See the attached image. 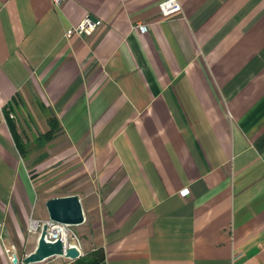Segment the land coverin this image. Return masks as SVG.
<instances>
[{
    "label": "crops",
    "instance_id": "0c3cea01",
    "mask_svg": "<svg viewBox=\"0 0 264 264\" xmlns=\"http://www.w3.org/2000/svg\"><path fill=\"white\" fill-rule=\"evenodd\" d=\"M161 1L0 0V264L49 219L58 195L31 211L49 161L94 212L100 264H264V0ZM11 121L36 134L24 155Z\"/></svg>",
    "mask_w": 264,
    "mask_h": 264
},
{
    "label": "rangeland",
    "instance_id": "374dc122",
    "mask_svg": "<svg viewBox=\"0 0 264 264\" xmlns=\"http://www.w3.org/2000/svg\"><path fill=\"white\" fill-rule=\"evenodd\" d=\"M17 128H18V126H17ZM30 133H33L34 137L36 136L34 131H32V132L28 131L27 134H25V137H30V136L32 137V135ZM25 137H24L23 133L20 134V139H21L23 144H25V141H26ZM33 139H35V138H33ZM37 143H38V141L37 142L34 141L30 145L31 147L34 146V149H32V151L29 150V152H28L29 157H26V159H28V160H26V162L29 165H32L31 163H33L35 166L38 163L43 162V159L39 160L35 156H36V152L38 150L47 146V142L44 140H41L39 146L36 147ZM25 148H28V147H25ZM48 163L52 164V162L49 161L45 165H40L38 167L35 166L31 170V175L34 178H37V176H39L40 181L38 183H41V186L39 188L40 189L39 195L37 194V199L34 202L32 209H31L33 217H37L38 212L40 211V208H42V205H43L42 201H41L42 200L41 199L42 194L45 197L53 196V195H58L57 197H59V195L63 196V194L68 193L70 190H72V188L69 187L70 182L68 181V179H66L67 172L62 173L61 171H51L49 166H47ZM93 214H94V212H92V210L88 207V213H87V215L85 214L86 223H84L83 225L82 224L81 225H72V227H71V233L69 236L70 243H78L79 244V246L81 247V252H82L81 257L87 256L93 251V250L87 251V247L89 245H87L86 239H85L86 237H88V239H92L91 231L95 228V225L97 223L94 221ZM41 229L42 228L35 230L32 228V226L30 224V228L28 230V233H29V235H28V237H29L28 238V240H29L28 251H29V253L32 252L31 251L32 245H34V243H32V242H34L36 239L39 238L40 233H41ZM24 257L22 256V254L19 255V264H22V259H24ZM33 264H77V262H76V259H71V258H68L65 256L56 255V256L50 257L44 261L33 263Z\"/></svg>",
    "mask_w": 264,
    "mask_h": 264
},
{
    "label": "water",
    "instance_id": "95a60500",
    "mask_svg": "<svg viewBox=\"0 0 264 264\" xmlns=\"http://www.w3.org/2000/svg\"><path fill=\"white\" fill-rule=\"evenodd\" d=\"M46 207L49 219L56 223L80 225L86 220L82 201L76 194L52 197L47 200ZM48 229L49 225L45 222L41 229L37 247L23 259L25 264L41 262L56 255L71 259L81 257L82 252L80 249L75 245L66 246L62 238H58L55 241L47 240ZM14 263H18L16 256Z\"/></svg>",
    "mask_w": 264,
    "mask_h": 264
},
{
    "label": "built area",
    "instance_id": "2783aa9c",
    "mask_svg": "<svg viewBox=\"0 0 264 264\" xmlns=\"http://www.w3.org/2000/svg\"><path fill=\"white\" fill-rule=\"evenodd\" d=\"M64 0H52L53 4L55 6H59ZM160 11L163 17L170 18L176 15H179L183 12L182 4L180 0H162L159 4ZM101 24V20L95 19L91 16H86L81 23H79L76 26H73L67 30L66 35L71 36L74 33H92L99 25ZM135 27H139L143 30H147L148 25L147 24H138ZM189 190H184V193H187ZM36 223L35 226H33V223ZM48 223L49 229L48 233L46 235V239L49 241H55L58 238H62L66 244V246H71L75 245L77 246L80 251L81 247L79 246L78 243H70V233H71V227L72 225L69 224H63V223H56L50 219L47 220H33L31 222V226L33 229L37 230L39 228H42L44 223ZM7 252H11L10 249H7ZM16 254L15 253H10L9 258L14 263V258ZM17 257V256H16ZM19 264V263H17Z\"/></svg>",
    "mask_w": 264,
    "mask_h": 264
},
{
    "label": "trees",
    "instance_id": "16d2710c",
    "mask_svg": "<svg viewBox=\"0 0 264 264\" xmlns=\"http://www.w3.org/2000/svg\"><path fill=\"white\" fill-rule=\"evenodd\" d=\"M48 123H49L50 129L47 132L40 135V139L44 140L46 142L50 141L52 138L55 137V135L59 131V126H60L59 120L56 116H51L48 119ZM10 126H11V129H12L14 135L16 136L15 139H16L18 149H19L20 153L22 155H24L25 154V147H24V145L21 144V139L18 136L17 126H16L15 122L11 121ZM104 258H105V251L101 247V248H97V249L93 250L87 256L77 258L76 262H77V264H100L104 260Z\"/></svg>",
    "mask_w": 264,
    "mask_h": 264
},
{
    "label": "bare ground",
    "instance_id": "6f19581e",
    "mask_svg": "<svg viewBox=\"0 0 264 264\" xmlns=\"http://www.w3.org/2000/svg\"><path fill=\"white\" fill-rule=\"evenodd\" d=\"M35 225H36V223L34 222V223H33V226H35Z\"/></svg>",
    "mask_w": 264,
    "mask_h": 264
}]
</instances>
